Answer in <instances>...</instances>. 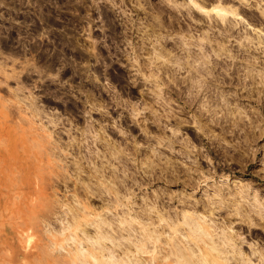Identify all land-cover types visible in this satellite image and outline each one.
I'll use <instances>...</instances> for the list:
<instances>
[{
    "label": "rangeland",
    "instance_id": "rangeland-1",
    "mask_svg": "<svg viewBox=\"0 0 264 264\" xmlns=\"http://www.w3.org/2000/svg\"><path fill=\"white\" fill-rule=\"evenodd\" d=\"M172 1L0 0V264H264V0Z\"/></svg>",
    "mask_w": 264,
    "mask_h": 264
},
{
    "label": "bare ground",
    "instance_id": "bare-ground-1",
    "mask_svg": "<svg viewBox=\"0 0 264 264\" xmlns=\"http://www.w3.org/2000/svg\"><path fill=\"white\" fill-rule=\"evenodd\" d=\"M169 1V0H168ZM170 1H172V0H170ZM199 0H186V2H183V4L182 5H184L185 6V4L186 5H188V6H190L191 8L193 7V8H196L198 11H200V12H202V13H204L205 15H207V16H209V17H211L212 19H214V17H215V19L216 20H220L221 22H223V23H227V21L229 22L230 20H228L227 19V16H233V15H237V13L235 12V9H232L231 7H227V6H224L222 3H221V1L220 0H216L217 1V3H215V4H210V8H206V7H204V6H202L199 2H198ZM215 1V0H214ZM175 2V1H174ZM223 2V1H222ZM172 3H173V1H172ZM185 3V4H184ZM181 4V3H180ZM204 4V3H203ZM177 6V5H176ZM181 6V5H180ZM187 7V6H186ZM179 8V7H178ZM187 10H189V8L187 9ZM261 12H262V14L264 15V10L262 11L261 10ZM218 22V21H217ZM176 62V61H175ZM177 63V62H176ZM197 70V69H196ZM198 70H200L199 68H198ZM199 72V71H198ZM194 77V76H193ZM193 77H190V79L192 78V80H194V78ZM194 216V215H193ZM196 217V219H198V218H201V217H197V216H195ZM185 218V217H184ZM189 218V217H188ZM191 219H193V218H191ZM185 220H186V222H183L184 224H188V225H191V227H190V229H189V231H191V235L193 236L194 234L193 233H195V237H193V239L195 238L196 240H198V241H202V243H206L205 245H208V247H203V246H201L202 244H201V242H200V245H198V244H196L197 245V250H196V252H197V254H194V253H196L195 252V250L194 249H192V247L194 246H192V247H190V251L188 252V253H185L184 252V250H181V247H178V245L177 244H179V243H177L178 242V239L177 240H175L174 242H176L175 243V245H177V246H175V245H171L170 244V246H172V247H170V249H168L167 251H168V254H169V252L170 253H172V254H174V255H176V257H177V260H176V262H179V263H181V264H231V263H229L228 261H229V257L230 256H226V254H228L227 253V251H226V254L225 255H223L225 252V249L224 250H222V249H220L219 247H218V243H215L216 242V240L215 239H213L212 238V236L213 235H211V233L212 232H210L207 228H206V226H204V225H202V224H200V223H198V222H194L193 224H192V222H190V221H188L186 218H185ZM190 220V219H189ZM193 221V220H192ZM199 221H201V220H199ZM202 222H204L203 220H202ZM7 223V222H6ZM183 223H181V224H183ZM170 224V223H169ZM172 224V223H171ZM170 224V225H171ZM178 224V223H177ZM204 224H206V223H204ZM173 225V224H172ZM206 225H208V223L206 224ZM21 227V226H20ZM171 227V226H170ZM178 227V226H177ZM189 227V226H188ZM208 227V226H207ZM175 229V228H174ZM155 231V230H154ZM176 231V230H175ZM18 232V231H17ZM22 232V231H21ZM27 232H28V230H27ZM156 232H158V231H156ZM193 232V233H192ZM25 233H26V231H25ZM187 233V232H186ZM17 234V233H16ZM148 234V233H147ZM161 234V233H160ZM159 234V235H160ZM24 235H26L27 236V234H24ZM191 235H189L188 234V236H191ZM16 236V235H15ZM21 236V235H20ZM158 236V235H157ZM187 236V235H186ZM147 238V237H146ZM150 238V236L148 237V239ZM156 238V237H155ZM157 238H160V237H157ZM179 238V237H178ZM191 238V237H190ZM223 238V237H222ZM221 238V242H223L222 240L224 239H222ZM228 238V237H227ZM180 239V238H179ZM157 240V239H156ZM196 240H194L195 241V243H196ZM227 241V240H226ZM23 242V241H22ZM174 242H172V243H174ZM189 242H191V241H189ZM228 242V241H227ZM226 242V245H231V244H228ZM230 242H232V241H230ZM192 244H194V243H192ZM195 245V246H196ZM234 245V244H233ZM6 246V245H5ZM183 246H186V245H183ZM194 246V247H195ZM187 248L189 247V246H186ZM98 247H96V249L95 248H93V249H95V250H97V252H98V249H97ZM100 248V247H99ZM185 248V247H184ZM182 249H183V247H182ZM8 250H10V249H8ZM41 250H42V248H41ZM188 250V249H187ZM100 251V250H99ZM2 252V251H1ZM45 252V254H46V251H44ZM101 252V251H100ZM40 253H41V251H40ZM47 253H49V252H47ZM102 253V252H101ZM194 255H193V254ZM234 253H237V252H234ZM43 254V253H42ZM88 254H90V253H88ZM233 254V253H232ZM48 255V254H47ZM99 255V254H98ZM223 255V256H222ZM46 256V255H45ZM49 256V255H48ZM47 256V257H48ZM91 258H93V257H91ZM232 260H233V258H234V260H235V256H233L232 255ZM103 260V259H102ZM240 260V259H239ZM243 260V259H242ZM230 261H231V259H230ZM26 262V261H25ZM105 262H106V260H105ZM95 263V261L93 262V264ZM82 264H83V262H82ZM177 264V263H176ZM233 264V263H232Z\"/></svg>",
    "mask_w": 264,
    "mask_h": 264
}]
</instances>
